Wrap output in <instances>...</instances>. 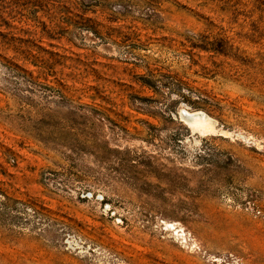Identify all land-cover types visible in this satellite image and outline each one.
<instances>
[{
  "label": "rangeland",
  "instance_id": "374dc122",
  "mask_svg": "<svg viewBox=\"0 0 264 264\" xmlns=\"http://www.w3.org/2000/svg\"><path fill=\"white\" fill-rule=\"evenodd\" d=\"M53 1L0 63V264H264V0Z\"/></svg>",
  "mask_w": 264,
  "mask_h": 264
},
{
  "label": "trees",
  "instance_id": "16d2710c",
  "mask_svg": "<svg viewBox=\"0 0 264 264\" xmlns=\"http://www.w3.org/2000/svg\"><path fill=\"white\" fill-rule=\"evenodd\" d=\"M53 4V0H0V63L18 70L29 61L45 63L41 54L53 56L38 45L53 40L61 9Z\"/></svg>",
  "mask_w": 264,
  "mask_h": 264
},
{
  "label": "bare ground",
  "instance_id": "6f19581e",
  "mask_svg": "<svg viewBox=\"0 0 264 264\" xmlns=\"http://www.w3.org/2000/svg\"><path fill=\"white\" fill-rule=\"evenodd\" d=\"M189 116H191V120H194V121H199V120H202L204 118H207L203 113L198 112V111L190 113ZM189 128L192 131L195 130L194 125H192V124L189 125Z\"/></svg>",
  "mask_w": 264,
  "mask_h": 264
},
{
  "label": "water",
  "instance_id": "95a60500",
  "mask_svg": "<svg viewBox=\"0 0 264 264\" xmlns=\"http://www.w3.org/2000/svg\"><path fill=\"white\" fill-rule=\"evenodd\" d=\"M180 117H181V118H184V117H185L184 114H183V112H180ZM184 119H185V118H184ZM187 119L190 120V119H191V116L188 115V116H187Z\"/></svg>",
  "mask_w": 264,
  "mask_h": 264
}]
</instances>
